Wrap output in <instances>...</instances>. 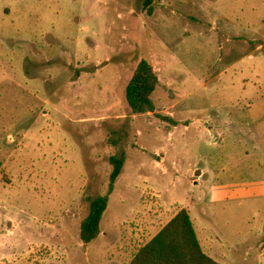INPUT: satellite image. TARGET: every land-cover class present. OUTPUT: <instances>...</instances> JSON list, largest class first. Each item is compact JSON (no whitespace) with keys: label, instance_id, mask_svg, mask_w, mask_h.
I'll return each mask as SVG.
<instances>
[{"label":"rangeland","instance_id":"374dc122","mask_svg":"<svg viewBox=\"0 0 264 264\" xmlns=\"http://www.w3.org/2000/svg\"><path fill=\"white\" fill-rule=\"evenodd\" d=\"M182 209L217 262L264 264V0H0V264H129Z\"/></svg>","mask_w":264,"mask_h":264},{"label":"trees","instance_id":"16d2710c","mask_svg":"<svg viewBox=\"0 0 264 264\" xmlns=\"http://www.w3.org/2000/svg\"><path fill=\"white\" fill-rule=\"evenodd\" d=\"M160 84L158 75L147 60L137 66L127 87V101L134 115L155 112L153 95ZM109 193L90 201L89 214L81 227V239L90 244L101 234V223L108 209L110 195L121 175L124 159L112 158ZM129 264H221L205 253L191 214L180 210L147 244L141 246Z\"/></svg>","mask_w":264,"mask_h":264}]
</instances>
